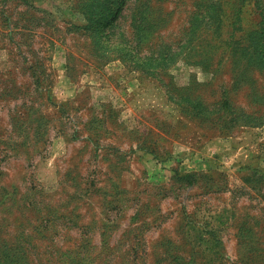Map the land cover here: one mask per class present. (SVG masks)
Returning a JSON list of instances; mask_svg holds the SVG:
<instances>
[{"label": "rangeland", "instance_id": "374dc122", "mask_svg": "<svg viewBox=\"0 0 264 264\" xmlns=\"http://www.w3.org/2000/svg\"><path fill=\"white\" fill-rule=\"evenodd\" d=\"M0 264H264V0H0Z\"/></svg>", "mask_w": 264, "mask_h": 264}, {"label": "trees", "instance_id": "16d2710c", "mask_svg": "<svg viewBox=\"0 0 264 264\" xmlns=\"http://www.w3.org/2000/svg\"><path fill=\"white\" fill-rule=\"evenodd\" d=\"M105 10H106V9H105ZM117 10H118V7H116V8L114 9V12H112V13L110 12V13H111L110 16H111L112 14H114L115 12H117ZM102 16H103V17H106L107 15H104V14H103ZM90 21H91V20H90ZM184 177H188L187 174L184 175Z\"/></svg>", "mask_w": 264, "mask_h": 264}]
</instances>
